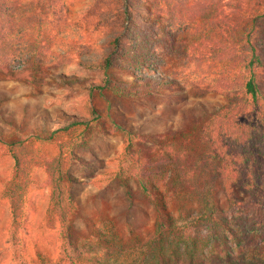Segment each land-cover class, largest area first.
<instances>
[{"label":"trees","instance_id":"1","mask_svg":"<svg viewBox=\"0 0 264 264\" xmlns=\"http://www.w3.org/2000/svg\"><path fill=\"white\" fill-rule=\"evenodd\" d=\"M112 2L114 9L104 12L110 29L101 51L82 58L70 46L63 49L60 35L69 13L62 0H0V77L34 84L75 56L80 67L103 73L101 83L82 80L89 91L109 90L132 98L189 88L198 96L214 93L228 101L191 118L185 128L162 135L133 133L116 124L107 131L124 136L114 178L123 186L132 181L139 196L162 212L153 237L127 246L103 221L71 244L75 206L65 185L78 180L69 173V163L76 159L64 151L62 135L85 126L83 119L70 118L45 137L30 133L9 142L0 138L2 153L13 161L1 196L16 231L32 171H44L38 188L49 189L47 215L60 225L61 246L56 260L38 254V264H202L203 257L195 255V238L187 231L204 229L216 247L224 248L218 254L230 243L246 244L242 231L216 206V190L225 195L230 208L248 207L256 216L264 207V0ZM126 46L134 61L128 83L108 74L119 66ZM180 60L207 64L210 78L197 77L187 87L162 71L167 64L174 69L173 62ZM88 115L99 117L93 107H88ZM35 142L56 143L59 152L53 157L38 154L32 147ZM234 187L247 195V203L235 198ZM163 191L175 201L177 219L166 211ZM189 203L197 208L188 209ZM228 258L224 259L232 264H257Z\"/></svg>","mask_w":264,"mask_h":264},{"label":"rangeland","instance_id":"2","mask_svg":"<svg viewBox=\"0 0 264 264\" xmlns=\"http://www.w3.org/2000/svg\"><path fill=\"white\" fill-rule=\"evenodd\" d=\"M94 1L62 0L69 13L60 35L63 49L70 46L82 58L101 51L100 45L110 29L104 12L114 9V3L112 0ZM128 48L126 46L125 54L118 58L119 66L108 71L118 82L132 80L134 61L129 58L132 54ZM77 60L73 56L59 68L48 70L45 77L34 84L0 77V138L9 142L30 133L45 137L50 131L66 125L70 118L83 119L85 126L71 129L68 136L62 135L64 151L72 153L76 159L70 161L69 173L78 180L75 184L65 185L75 206L70 216L71 244L74 245L79 236L94 231L93 225L99 227L105 221L118 240L127 246L141 245L153 237L162 212L139 196L132 181L123 186L114 178L124 136L116 131L107 134V131L116 124L133 133L162 135L185 128L191 118L210 113L228 101L214 93L198 96L190 93L189 88L179 92L161 90L132 98L117 96L109 90L89 91V85L82 80L101 83L103 73L82 68ZM173 63L174 69L167 64L162 66V71L186 83L187 87L197 77L210 78L207 64ZM135 66L139 68V64ZM140 71L143 72V68ZM88 107H93L99 117L89 116ZM32 147L46 157L59 152L56 143L35 142ZM12 164L10 156L2 153L0 142V264H18L19 261L38 264V254L54 261L60 252V225L54 216L47 215L49 189L38 188L45 173L41 168L32 171V184L14 231L8 203L1 196ZM234 192L235 198L247 203V195L238 187H234ZM163 196L166 211L177 219L175 201L166 191ZM213 199L232 221L233 227L242 231L246 244L239 247L230 243L225 253L218 254L224 248L216 247L217 242L204 229L187 231L186 235L195 238V255L203 257L202 264H232L224 259L227 255L231 260L241 262L245 259L248 263L264 264V207L255 216L248 207L230 208L220 190L215 191ZM186 206L193 210L197 208L193 203Z\"/></svg>","mask_w":264,"mask_h":264}]
</instances>
